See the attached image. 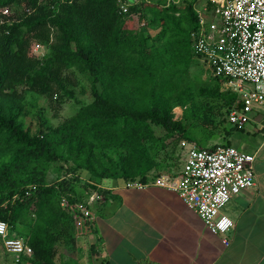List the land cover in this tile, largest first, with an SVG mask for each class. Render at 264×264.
Returning <instances> with one entry per match:
<instances>
[{
    "label": "trees",
    "instance_id": "16d2710c",
    "mask_svg": "<svg viewBox=\"0 0 264 264\" xmlns=\"http://www.w3.org/2000/svg\"><path fill=\"white\" fill-rule=\"evenodd\" d=\"M118 1L0 0V220L31 250L13 264H55L68 216L57 203L81 202L77 188L92 191L118 179L123 185L149 183L150 125L184 135L171 111L195 94L171 83L175 69L188 68L196 57L190 35L197 28V0L183 7L142 0L126 13ZM156 27V37L149 36ZM36 44L47 47L43 57L31 55ZM71 68L86 74L92 101L57 128L30 134L17 89L57 97L67 93L60 74ZM203 91L216 96V87ZM227 93L228 113L237 95ZM106 152L116 153V161L106 159ZM59 160L67 165L64 175L48 184L45 171ZM99 192L105 197V190Z\"/></svg>",
    "mask_w": 264,
    "mask_h": 264
},
{
    "label": "crops",
    "instance_id": "0c3cea01",
    "mask_svg": "<svg viewBox=\"0 0 264 264\" xmlns=\"http://www.w3.org/2000/svg\"><path fill=\"white\" fill-rule=\"evenodd\" d=\"M251 125L250 146L240 151L255 157L254 186L221 209L234 224L228 233L206 227L171 190L108 181L84 243L61 249L55 264H264V118Z\"/></svg>",
    "mask_w": 264,
    "mask_h": 264
},
{
    "label": "built area",
    "instance_id": "2783aa9c",
    "mask_svg": "<svg viewBox=\"0 0 264 264\" xmlns=\"http://www.w3.org/2000/svg\"><path fill=\"white\" fill-rule=\"evenodd\" d=\"M141 1L119 0L118 3L126 13L129 6ZM195 6L197 28L190 35L193 53L211 76L223 78L227 88L237 95L226 123L241 129L250 121L254 106H264V0H206L205 4ZM206 15L211 20L208 21ZM33 48L36 54L42 46L36 44ZM182 146L187 148L177 175L151 183L128 182L123 186L140 189L155 185L171 190L206 227L225 235L234 224L221 215V209L241 191L254 186L255 157L231 146L204 149L185 142ZM102 198L94 194L89 197V203ZM61 205L69 206L65 200ZM80 206L76 203L72 208L89 217L88 207L80 209ZM0 241L2 250L16 261L20 256L31 255L24 239L10 236L8 225L1 220ZM222 242L226 246L229 239L224 236Z\"/></svg>",
    "mask_w": 264,
    "mask_h": 264
},
{
    "label": "rangeland",
    "instance_id": "374dc122",
    "mask_svg": "<svg viewBox=\"0 0 264 264\" xmlns=\"http://www.w3.org/2000/svg\"><path fill=\"white\" fill-rule=\"evenodd\" d=\"M146 1L148 5L167 6L169 0ZM173 1L179 7H183L186 2L192 1L193 3V0H170V3ZM202 1H198L197 5L206 3V0H204V3ZM2 10L5 11L6 15H14L13 9ZM206 19L209 21L211 17L206 15ZM136 27L137 24H135ZM159 31V27L150 29L149 36L156 37ZM46 52L47 47L42 46L36 54L42 55V53L46 54ZM36 54L34 53V48H32L31 55L36 56ZM28 57H30L29 54ZM193 60L188 68L180 67L175 69L176 72L171 83L172 89L190 90L195 94V99L186 106H175L171 111L173 118L183 124L184 135L180 133L167 134L159 126L150 125L154 141L145 143L152 164L151 169L146 174V179L150 183L162 177L171 178L177 175L181 169L187 148L182 146L183 142L194 143L197 147L204 149L214 146H224L228 143L229 146L240 150L242 144L250 146L251 136L248 135V132L251 130L252 117L258 120L264 118V106H254L253 112L250 114V122L241 127L243 131L226 123L228 101H226V97H223V95L227 96L229 94L227 92L231 91L227 88L225 81L210 80L213 76H211L209 69L197 57H194ZM60 79L64 83L67 93L60 92L57 97H52L48 93L30 92L27 91L26 87H19L17 89L16 96L20 97L19 101L20 105H22L21 121L24 128L29 129L30 134H39V131L46 132L48 129L57 128L64 122L69 121L80 108L92 101L89 91L90 82L86 74L74 68L65 69L61 72ZM207 86L211 88L216 87V96L212 94L213 92L205 93L203 91V88ZM105 157L106 159L111 158L114 161L117 159L114 152H106ZM50 165V167H47V171H45L48 184L61 180L67 166L61 160L55 161ZM107 165L109 166V163ZM82 177L84 178V176ZM85 179L87 177L82 179V182ZM122 181L123 179H118L112 182L115 186H121L123 185ZM105 183L107 184V182ZM104 184L102 183V185ZM77 190L82 200L76 203L82 205L79 207L80 209L83 206H87L90 213L89 217H93L98 209V204L100 205L104 199L89 203V197L94 196V194H99V196L103 197L104 194L99 192V190L103 191L102 188L97 187L95 190L92 189L91 191V189H88L83 192H81V188H77ZM64 200L69 206H62V200L57 203L58 207L68 214V216L62 219L60 226L64 234L60 233L56 245L58 255L61 249H74V246L83 244L86 231L93 227L92 219L81 214L78 211L79 209L72 208L76 204L75 202L70 203L69 199L65 198ZM95 207L97 208L95 209ZM22 230L24 232L27 231L24 228ZM58 255L56 256L57 258ZM61 255L63 256V253ZM13 260L14 256L6 255L0 244V264H13Z\"/></svg>",
    "mask_w": 264,
    "mask_h": 264
}]
</instances>
